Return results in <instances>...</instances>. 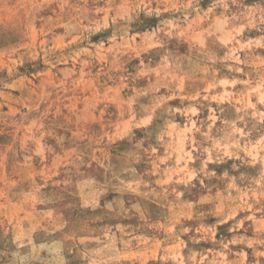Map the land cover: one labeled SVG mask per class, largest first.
<instances>
[{"label":"rangeland","instance_id":"rangeland-1","mask_svg":"<svg viewBox=\"0 0 264 264\" xmlns=\"http://www.w3.org/2000/svg\"><path fill=\"white\" fill-rule=\"evenodd\" d=\"M0 264H264V0H0Z\"/></svg>","mask_w":264,"mask_h":264}]
</instances>
